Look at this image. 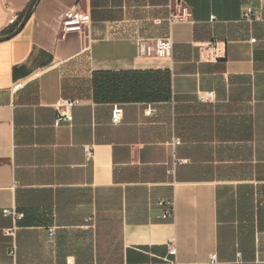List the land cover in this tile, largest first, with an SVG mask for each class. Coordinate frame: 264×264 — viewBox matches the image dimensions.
<instances>
[{
    "label": "crops",
    "instance_id": "0c3cea01",
    "mask_svg": "<svg viewBox=\"0 0 264 264\" xmlns=\"http://www.w3.org/2000/svg\"><path fill=\"white\" fill-rule=\"evenodd\" d=\"M31 1L0 0V34ZM75 1L38 0L0 41V264H264V1L87 0L64 34ZM167 33L170 55L143 52Z\"/></svg>",
    "mask_w": 264,
    "mask_h": 264
},
{
    "label": "built area",
    "instance_id": "2783aa9c",
    "mask_svg": "<svg viewBox=\"0 0 264 264\" xmlns=\"http://www.w3.org/2000/svg\"><path fill=\"white\" fill-rule=\"evenodd\" d=\"M264 1V0H263ZM87 0H76L75 3L70 6L63 17L62 20V30L63 33L66 34L68 32H79L86 33L87 28L91 22V14L89 9L86 6ZM252 7L247 6L244 10V15L247 17L251 16ZM192 15L191 9L188 5L179 3L174 7L170 14V22H176L180 20L189 19ZM214 17V16H213ZM21 18V15L17 12H13L10 16V22L13 24H17ZM255 40V38H252ZM173 49V40L169 33L154 38L152 41H146L143 45V52L147 55H156V56H168L171 54ZM217 43L209 42L204 45L202 48V53L204 56L209 57L210 55L216 57L217 53ZM24 85V81L20 80L15 82L13 89H19ZM214 96V91H207L205 95L201 98L202 100H210ZM79 98L72 99H61L58 102V116L55 120V125L59 126L65 122H71L73 120L72 107L79 103ZM157 111V107L153 104H148L145 108V113L147 115H154ZM123 108L119 104H115L113 108V116L112 119L114 122H119L122 118ZM179 142V138L175 139ZM86 155L89 159L94 157V149L92 146H86ZM159 205L164 206V211L162 216L164 218H168L173 216L174 213V203L172 200L167 198H160L158 201ZM3 214L6 216H12L15 219L21 218L24 216V213L18 211L15 207H7L3 209ZM177 248L174 242L169 244V254L176 255ZM211 262L217 261L216 253H212L210 256ZM154 264V263H152Z\"/></svg>",
    "mask_w": 264,
    "mask_h": 264
},
{
    "label": "water",
    "instance_id": "95a60500",
    "mask_svg": "<svg viewBox=\"0 0 264 264\" xmlns=\"http://www.w3.org/2000/svg\"><path fill=\"white\" fill-rule=\"evenodd\" d=\"M37 2H38V0H32L31 1L29 6L27 7L25 12L23 13L22 18L19 21V23L17 24V26L12 31H10V32H8L6 34H0V41L11 38L12 36L17 34L23 28V26L25 25L27 20L30 18L31 14L33 13Z\"/></svg>",
    "mask_w": 264,
    "mask_h": 264
},
{
    "label": "trees",
    "instance_id": "16d2710c",
    "mask_svg": "<svg viewBox=\"0 0 264 264\" xmlns=\"http://www.w3.org/2000/svg\"><path fill=\"white\" fill-rule=\"evenodd\" d=\"M14 28H11L10 31H12Z\"/></svg>",
    "mask_w": 264,
    "mask_h": 264
},
{
    "label": "rangeland",
    "instance_id": "374dc122",
    "mask_svg": "<svg viewBox=\"0 0 264 264\" xmlns=\"http://www.w3.org/2000/svg\"><path fill=\"white\" fill-rule=\"evenodd\" d=\"M176 5H177V4H175L174 7H176ZM174 7H173V8H174Z\"/></svg>",
    "mask_w": 264,
    "mask_h": 264
}]
</instances>
